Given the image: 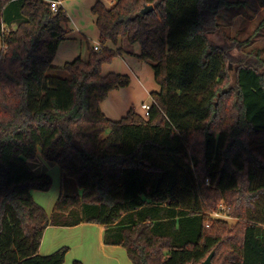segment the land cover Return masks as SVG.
Segmentation results:
<instances>
[{"label":"trees","instance_id":"1","mask_svg":"<svg viewBox=\"0 0 264 264\" xmlns=\"http://www.w3.org/2000/svg\"><path fill=\"white\" fill-rule=\"evenodd\" d=\"M55 2L0 0V264H64L68 248L39 254L44 234L81 224L132 264H264V61L210 40L229 3L96 1L102 49L56 69L70 19ZM124 41L160 91L148 117L113 122L101 105L131 79L102 67L132 55L111 48ZM39 150L62 175L51 216L32 195L53 184L28 166Z\"/></svg>","mask_w":264,"mask_h":264},{"label":"rangeland","instance_id":"2","mask_svg":"<svg viewBox=\"0 0 264 264\" xmlns=\"http://www.w3.org/2000/svg\"><path fill=\"white\" fill-rule=\"evenodd\" d=\"M96 1H101L110 7L117 0H64L63 3H60L68 17L70 16L71 22L67 28L68 40L61 43L53 62V67L56 69H61L65 64L79 58L87 61L88 47L92 49L99 45V32L96 28L95 18L90 12ZM225 1L229 3V6L220 11L217 18L218 29L216 33L210 35V40L215 45L227 47L235 56L240 53L237 50V45L245 44L246 46L240 47L243 53L264 61V0ZM111 48L114 50L124 49L132 55L117 57L112 63L105 64L102 67V75L106 76L110 73L125 75L130 77L131 83L126 88L113 91L102 103V112L113 122H119L126 117L130 110L144 116L145 112L141 106L143 104L151 105V95L160 91L154 78V64L137 58L141 53L139 45L132 46L124 41L118 47ZM2 50L3 42L0 38V53ZM261 72H264V68ZM54 74L60 78H67L65 73L55 72ZM234 77L233 71L231 73L232 81H234ZM258 140L264 141V139ZM66 181V183L64 182V194L72 196L75 183L72 180ZM58 192L60 195V190ZM224 220L230 223L231 227L238 224V220L230 217L224 216Z\"/></svg>","mask_w":264,"mask_h":264},{"label":"crops","instance_id":"3","mask_svg":"<svg viewBox=\"0 0 264 264\" xmlns=\"http://www.w3.org/2000/svg\"><path fill=\"white\" fill-rule=\"evenodd\" d=\"M63 1L61 0L60 3ZM27 163L34 174L38 176L47 175L52 178L53 186L48 192L34 191L32 193L35 202L51 216L59 195L58 191L60 190L61 193L62 189L60 168L48 162L43 157L41 150L37 152L34 159ZM104 234V227L93 224H81L70 228L50 226L44 234L39 254L49 256L62 248H68L69 252L64 264H73L74 262L82 264H132L124 248L104 244Z\"/></svg>","mask_w":264,"mask_h":264},{"label":"built area","instance_id":"4","mask_svg":"<svg viewBox=\"0 0 264 264\" xmlns=\"http://www.w3.org/2000/svg\"><path fill=\"white\" fill-rule=\"evenodd\" d=\"M59 5H61V4L58 3V2H55V3H54V6H55V7H58ZM77 31H78V30H77ZM93 49H94L95 51H100V50L102 49V47H101L100 44H99L98 46H95ZM141 108H142V110L145 112V117H148V116H149V112H150V110H151V105L143 104V105L141 106ZM214 218H216V219H224V217L220 216L219 214L214 215Z\"/></svg>","mask_w":264,"mask_h":264},{"label":"water","instance_id":"5","mask_svg":"<svg viewBox=\"0 0 264 264\" xmlns=\"http://www.w3.org/2000/svg\"><path fill=\"white\" fill-rule=\"evenodd\" d=\"M153 11H154V7H153V6H147V7H145V8L141 11L140 15H141V16H145V15H147V14H149L150 12H153ZM213 256H214V253H212V254L206 259V261H204L202 264H211V261H212Z\"/></svg>","mask_w":264,"mask_h":264}]
</instances>
